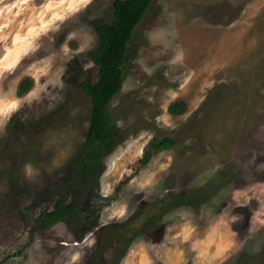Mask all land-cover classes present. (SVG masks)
<instances>
[{
  "label": "rangeland",
  "instance_id": "1",
  "mask_svg": "<svg viewBox=\"0 0 264 264\" xmlns=\"http://www.w3.org/2000/svg\"><path fill=\"white\" fill-rule=\"evenodd\" d=\"M113 1L0 0V264H264V0H152L111 101L122 140L72 221L31 234L80 158ZM155 136L175 145L135 170Z\"/></svg>",
  "mask_w": 264,
  "mask_h": 264
},
{
  "label": "trees",
  "instance_id": "2",
  "mask_svg": "<svg viewBox=\"0 0 264 264\" xmlns=\"http://www.w3.org/2000/svg\"><path fill=\"white\" fill-rule=\"evenodd\" d=\"M151 2L152 0H114L112 4L113 21L98 25L99 44L92 58L98 67V78L94 83L86 81L80 83L81 89L91 102L90 126L86 133L81 155L73 167V173L58 191L54 208L45 210L38 215L32 226L31 234L36 230L46 229L59 221H64L67 224L72 221L89 190L98 184L103 158L110 154L122 140L123 134L118 132L116 121L110 110L111 101L122 88L127 45ZM31 84L30 79L22 80L18 86L17 95L26 94L30 90ZM168 112L172 115H180L185 112V107L181 101H174L168 106ZM174 145L175 141L170 136H155L146 146L143 155L133 164V168L139 169L149 162L154 152ZM129 179L130 177H126L121 180L116 190H120ZM161 203L151 204L147 208L150 213L143 217L147 225L159 211H162L159 206ZM89 219L90 215L84 216V220L88 221ZM135 220L131 219L118 226H109L111 240L115 241L125 236L128 227Z\"/></svg>",
  "mask_w": 264,
  "mask_h": 264
},
{
  "label": "snow or ice",
  "instance_id": "3",
  "mask_svg": "<svg viewBox=\"0 0 264 264\" xmlns=\"http://www.w3.org/2000/svg\"><path fill=\"white\" fill-rule=\"evenodd\" d=\"M81 2H83V3H86V2H87V0H81Z\"/></svg>",
  "mask_w": 264,
  "mask_h": 264
}]
</instances>
